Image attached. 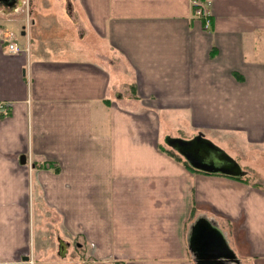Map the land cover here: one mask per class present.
I'll use <instances>...</instances> for the list:
<instances>
[{"label": "crops", "instance_id": "crops-1", "mask_svg": "<svg viewBox=\"0 0 264 264\" xmlns=\"http://www.w3.org/2000/svg\"><path fill=\"white\" fill-rule=\"evenodd\" d=\"M206 1L209 29L190 0L0 2L30 42L0 43V264L53 253L43 202L99 262L264 264V186L163 140L264 144V0Z\"/></svg>", "mask_w": 264, "mask_h": 264}, {"label": "rangeland", "instance_id": "rangeland-1", "mask_svg": "<svg viewBox=\"0 0 264 264\" xmlns=\"http://www.w3.org/2000/svg\"><path fill=\"white\" fill-rule=\"evenodd\" d=\"M16 18L17 20L15 19L7 22L6 26L2 27L3 29L1 31L6 32L7 30H12L16 33V40L19 41L20 39V41H23V39L25 40V35H21L20 30L22 25L26 24L25 13H23L21 17ZM1 31L0 33H2ZM234 139L237 140L236 137ZM210 140L212 141V139ZM212 142L233 157L243 169L247 170L248 174L243 175L244 179L254 182L256 185L264 186V144H254L247 141L244 143L242 141L237 143L229 138L226 140V144ZM23 152L26 153V155L24 162H21V166L30 169V155L26 151ZM35 164L42 165L40 162ZM46 203L47 202H43V206L37 208L40 222H37L36 215H34L35 219L33 228L35 234L41 236L44 233V240H48V244L45 245L44 249H46V247H51L53 253L50 256L47 255L40 259L39 257H35V261L38 262L37 264H119L117 262L104 260L99 262L95 259L89 248H87L86 251L79 246L81 243L78 242L77 236L69 234L65 230L64 224L62 223V216L58 214L61 212L57 209L51 208V206L48 207V203ZM52 213H57L58 216H55ZM59 222H61V224L58 225ZM55 225H58L59 227L56 232L54 231ZM57 235H60L64 240L58 241L56 239Z\"/></svg>", "mask_w": 264, "mask_h": 264}, {"label": "water", "instance_id": "water-1", "mask_svg": "<svg viewBox=\"0 0 264 264\" xmlns=\"http://www.w3.org/2000/svg\"><path fill=\"white\" fill-rule=\"evenodd\" d=\"M164 141L181 154L192 167L202 171L234 177L242 176L246 173L233 157L205 137L202 132H198L188 139L166 135ZM19 160L23 163L25 155L21 154ZM198 235L199 233H197ZM23 259H27V256L23 257Z\"/></svg>", "mask_w": 264, "mask_h": 264}, {"label": "built area", "instance_id": "built-area-1", "mask_svg": "<svg viewBox=\"0 0 264 264\" xmlns=\"http://www.w3.org/2000/svg\"><path fill=\"white\" fill-rule=\"evenodd\" d=\"M192 14L202 20V25L205 29L210 26V10L206 0H190ZM2 41L6 43L9 52L18 53L19 51H28V45L19 46L14 40V34L11 32L5 33L2 36ZM4 110L3 103L0 102V112Z\"/></svg>", "mask_w": 264, "mask_h": 264}, {"label": "trees", "instance_id": "trees-1", "mask_svg": "<svg viewBox=\"0 0 264 264\" xmlns=\"http://www.w3.org/2000/svg\"><path fill=\"white\" fill-rule=\"evenodd\" d=\"M168 151V153H170V154H172V155H174L175 157H177L178 159H181V157L177 154V153H175L173 150H171V148H168L167 149ZM184 162H186V161H184ZM189 166V165H188ZM190 167V166H189ZM193 168V167H192ZM194 170H195V168H194ZM205 172H208V171H205ZM233 178H235V179H242L241 177H233Z\"/></svg>", "mask_w": 264, "mask_h": 264}, {"label": "flooded vegetation", "instance_id": "flooded-vegetation-1", "mask_svg": "<svg viewBox=\"0 0 264 264\" xmlns=\"http://www.w3.org/2000/svg\"><path fill=\"white\" fill-rule=\"evenodd\" d=\"M15 1H16V0H0V2H4V3L8 4V5L15 4ZM58 243H59V242H58ZM65 243H66V242H65Z\"/></svg>", "mask_w": 264, "mask_h": 264}]
</instances>
